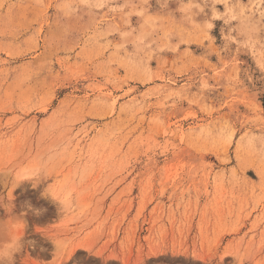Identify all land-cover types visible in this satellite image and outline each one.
<instances>
[{"label": "rangeland", "instance_id": "374dc122", "mask_svg": "<svg viewBox=\"0 0 264 264\" xmlns=\"http://www.w3.org/2000/svg\"><path fill=\"white\" fill-rule=\"evenodd\" d=\"M263 102L264 0H0L14 264H264Z\"/></svg>", "mask_w": 264, "mask_h": 264}, {"label": "clouds", "instance_id": "9594fccd", "mask_svg": "<svg viewBox=\"0 0 264 264\" xmlns=\"http://www.w3.org/2000/svg\"><path fill=\"white\" fill-rule=\"evenodd\" d=\"M245 19L243 20L241 31L242 34L247 37L248 41L251 42L255 33L259 31L260 26L257 25L252 17H247L245 13ZM233 19H240L239 16H233ZM59 152H49L41 158V163L30 169V179L39 178L41 175L46 176L48 174L49 167L54 165L58 159ZM63 207V205H60ZM70 207V204H69ZM18 226H25L22 219H16L13 221ZM22 237L20 235L8 236L5 232V238L0 239V264H14V257L22 250Z\"/></svg>", "mask_w": 264, "mask_h": 264}, {"label": "bare ground", "instance_id": "6f19581e", "mask_svg": "<svg viewBox=\"0 0 264 264\" xmlns=\"http://www.w3.org/2000/svg\"><path fill=\"white\" fill-rule=\"evenodd\" d=\"M2 177H3V179H7L8 175L7 174H4V175H2ZM21 177H24V178L30 177V172L22 174ZM19 180H21V179H19ZM19 180H18V182H19ZM50 192H53V194L51 193L52 195L55 194V191H52V189L50 190Z\"/></svg>", "mask_w": 264, "mask_h": 264}, {"label": "trees", "instance_id": "16d2710c", "mask_svg": "<svg viewBox=\"0 0 264 264\" xmlns=\"http://www.w3.org/2000/svg\"><path fill=\"white\" fill-rule=\"evenodd\" d=\"M263 106H264V102H263Z\"/></svg>", "mask_w": 264, "mask_h": 264}]
</instances>
